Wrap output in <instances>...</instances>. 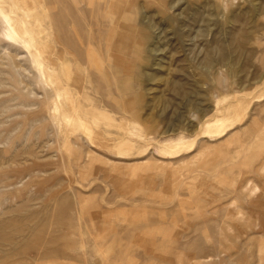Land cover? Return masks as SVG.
<instances>
[{
	"label": "rangeland",
	"instance_id": "obj_1",
	"mask_svg": "<svg viewBox=\"0 0 264 264\" xmlns=\"http://www.w3.org/2000/svg\"><path fill=\"white\" fill-rule=\"evenodd\" d=\"M0 264H264V0H0Z\"/></svg>",
	"mask_w": 264,
	"mask_h": 264
},
{
	"label": "bare ground",
	"instance_id": "obj_2",
	"mask_svg": "<svg viewBox=\"0 0 264 264\" xmlns=\"http://www.w3.org/2000/svg\"><path fill=\"white\" fill-rule=\"evenodd\" d=\"M109 1V0H108ZM95 2V1H94ZM98 2V1H97ZM99 3V2H98ZM95 4V3H94ZM106 4V3H105ZM102 5V4H101ZM107 6V5H106ZM110 6H111V3H110ZM98 7H96V9H97ZM107 8V7H106ZM95 9V8H94ZM71 10V9H70ZM98 10V9H97ZM110 10H111V12H117V10H118V8L116 7V5H113V6H111L110 7ZM93 12V11H92ZM108 12V11H107ZM117 14V13H116ZM96 26H98L97 24L95 25L94 24V27L96 28ZM93 27V28H94ZM106 29V28H105ZM113 29H114V27H113ZM13 30V29H12ZM96 30V29H95ZM114 31V30H113ZM99 36H100V34H98ZM98 36V37H99ZM97 39V38H96ZM88 40V39H87ZM97 40H99V39H97ZM102 40V39H101ZM105 40V39H104ZM66 41H68V40H66ZM70 42V41H69ZM69 42H68V44H69ZM72 43V42H71ZM108 45V44H107ZM92 48V47H91ZM84 49V48H83ZM87 56V55H86ZM72 85V84H71ZM72 87V86H71ZM84 87V86H83Z\"/></svg>",
	"mask_w": 264,
	"mask_h": 264
}]
</instances>
